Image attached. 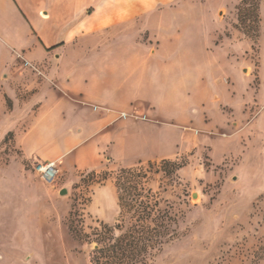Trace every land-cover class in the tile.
Here are the masks:
<instances>
[{"label": "rangeland", "instance_id": "1", "mask_svg": "<svg viewBox=\"0 0 264 264\" xmlns=\"http://www.w3.org/2000/svg\"><path fill=\"white\" fill-rule=\"evenodd\" d=\"M162 11L161 23L138 26L169 52L164 67L118 81L115 109L134 114L123 120L131 165L58 166L45 184L17 156L15 119L0 105V264H92L93 233L118 222L117 171L135 166L167 213L143 264H264V0H176Z\"/></svg>", "mask_w": 264, "mask_h": 264}, {"label": "crops", "instance_id": "2", "mask_svg": "<svg viewBox=\"0 0 264 264\" xmlns=\"http://www.w3.org/2000/svg\"><path fill=\"white\" fill-rule=\"evenodd\" d=\"M175 1L0 0V105L15 119L17 156L62 171L131 165L122 163L130 147L123 120L134 114L115 109L118 81L164 67L169 52L138 22L161 23Z\"/></svg>", "mask_w": 264, "mask_h": 264}, {"label": "trees", "instance_id": "3", "mask_svg": "<svg viewBox=\"0 0 264 264\" xmlns=\"http://www.w3.org/2000/svg\"><path fill=\"white\" fill-rule=\"evenodd\" d=\"M146 178L141 166L117 171L115 187L120 213L113 228L120 232L113 234L109 226L95 230L97 247L91 257L92 264H143L149 250L163 242L167 213L145 186Z\"/></svg>", "mask_w": 264, "mask_h": 264}, {"label": "built area", "instance_id": "4", "mask_svg": "<svg viewBox=\"0 0 264 264\" xmlns=\"http://www.w3.org/2000/svg\"><path fill=\"white\" fill-rule=\"evenodd\" d=\"M122 117H125V113H121ZM32 169L38 176V178L45 184H53L59 172L58 164L55 161L41 162L35 160L32 162Z\"/></svg>", "mask_w": 264, "mask_h": 264}, {"label": "water", "instance_id": "5", "mask_svg": "<svg viewBox=\"0 0 264 264\" xmlns=\"http://www.w3.org/2000/svg\"><path fill=\"white\" fill-rule=\"evenodd\" d=\"M60 193H61V194H64V193H65V191H64V190H62Z\"/></svg>", "mask_w": 264, "mask_h": 264}]
</instances>
